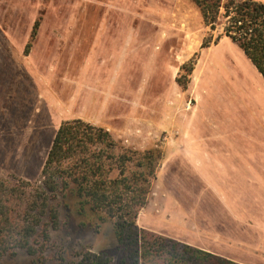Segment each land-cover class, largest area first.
<instances>
[{
    "label": "rangeland",
    "instance_id": "374dc122",
    "mask_svg": "<svg viewBox=\"0 0 264 264\" xmlns=\"http://www.w3.org/2000/svg\"><path fill=\"white\" fill-rule=\"evenodd\" d=\"M181 14L183 18L180 17ZM200 20L199 11L190 0H0V177L22 178L30 182L40 180V170L52 135L63 118H69L67 115L58 116L62 108L54 102L55 91L49 85L55 87L57 77L59 79L65 75L64 67L68 66V60L62 56L66 49L61 47V44L66 42L71 26H77L79 30L84 31L89 25L99 24L91 26L87 33L77 35L92 41V44H98V57L111 54V63L122 64L120 78L115 80L109 91L111 97L108 103L105 106L96 103L98 98L95 94V102L85 105L87 119L103 125H117L119 120L112 121L113 118L118 119L122 115L126 118L130 113L131 118H126L124 123H128L132 128L140 126L146 135V132L156 133L161 127L167 131L165 110L166 101L172 94L170 75L172 74L177 88L175 78L181 65L175 64L171 73L169 68L172 55L161 50L155 52L156 56L161 55V63L155 66L156 70L153 69V61L150 65L154 54L152 35L150 32L139 30L132 34L125 26L130 28L168 24L175 30V41L178 40V31L183 32L184 38L188 39L185 49L188 51H184L189 54L184 58L187 61L195 52H200V44L204 40L211 39L210 44L217 42L219 39L215 38L222 33L221 18L215 24L214 30L206 28ZM102 23L120 25L109 28L102 26ZM184 30L190 31L186 33ZM201 30H205V34L198 42L196 34L199 33L200 36ZM68 40V44L75 42V36L72 41L71 37ZM71 48L72 46L69 47ZM98 57H95V60ZM101 61L100 59L98 63L95 62L94 69L85 68L82 71V82L86 88H89L88 83L91 81L98 87L93 88L94 86L90 85L93 88H89L92 94L109 89L107 76L102 77L100 71ZM253 72H256V69L242 50L229 39L224 38L215 46L201 51L194 70L200 87L199 104L193 120H205L212 125L216 115L224 113L219 116V122L225 123L224 128L217 130L214 125L213 132L219 136L222 134L223 138L237 144V158L223 163L237 167H246L247 164L249 169L254 164V173L264 174V106L260 108V103L264 104V79L258 76L263 82L260 84ZM238 74H243V77L238 78ZM136 85L139 87L138 95H134ZM151 87L156 91H150ZM159 87H165L161 90L162 93L157 91ZM239 88H246V93L241 95ZM218 90L221 94H218ZM57 92L58 95H66L68 89L59 87ZM185 96L187 100V93ZM132 98L138 103L144 99L139 117ZM213 109L217 110L213 112ZM103 110L104 113L101 114ZM100 114L105 121L94 118ZM133 114L137 116L134 119ZM111 136L122 146L138 150L158 146L164 152L163 160L165 158L164 133L145 148L124 144L114 134ZM173 159L174 157L168 155L156 175L146 210L136 220L138 227L154 232L164 229L167 231L164 227L166 214L177 212L174 218H178V222L181 221L179 215L182 212L177 203L193 200L197 196L203 202L212 201L216 198V191L225 189L215 188L213 191V188H199L196 178L189 180V177H184L181 168L173 170ZM239 176H242L240 172ZM213 179L215 177L211 178ZM156 205H159L160 210L157 214L150 215ZM210 207L204 210L212 213L210 215L215 220L217 210L213 206ZM196 218L195 214L191 217L194 220ZM77 222L78 217L74 216L68 230L59 229L52 232L53 242L63 248L61 252L66 264H73L78 260L73 250L76 248L94 253L104 252L110 257L109 264H124L126 255L115 243L110 223L103 224L99 232H94L90 228L77 227ZM0 264L59 262L51 252L42 257H33L19 251L15 256H4Z\"/></svg>",
    "mask_w": 264,
    "mask_h": 264
},
{
    "label": "trees",
    "instance_id": "16d2710c",
    "mask_svg": "<svg viewBox=\"0 0 264 264\" xmlns=\"http://www.w3.org/2000/svg\"><path fill=\"white\" fill-rule=\"evenodd\" d=\"M190 1L209 30L221 18L220 35L237 44L264 78V1ZM210 42L204 40L200 48ZM198 55L195 52L180 66L175 81L182 90ZM162 159L158 146L124 147L103 127L80 118L62 121L51 139L39 182L0 177V260L19 251L33 257L51 252L59 264H66L52 232L68 230L77 216V227L94 232L110 223L112 237L126 255L124 264H242L137 226ZM73 250L78 256L73 264L110 263L104 252Z\"/></svg>",
    "mask_w": 264,
    "mask_h": 264
},
{
    "label": "crops",
    "instance_id": "0c3cea01",
    "mask_svg": "<svg viewBox=\"0 0 264 264\" xmlns=\"http://www.w3.org/2000/svg\"><path fill=\"white\" fill-rule=\"evenodd\" d=\"M180 17L183 18V14H181ZM201 21L202 20H200V22ZM102 24V26H107L109 28L120 25ZM94 25L87 26L84 31L79 30L77 26H71L68 30L69 36L65 39L66 42L61 44V47L66 49L62 53V56L64 59L68 60V66L64 67L66 70L65 75H62L59 79L57 77L58 82L56 81V86L52 88L51 85H49V87L55 91L56 96L53 97L54 102H57L62 108H60L61 110L59 109L58 116L63 117L67 115L69 117H64L63 121L80 118L93 125L103 127L119 138L122 143L133 145L137 148H145V146L153 144L156 137L164 133L165 158L164 160L162 159L163 163L161 160L157 175L164 165L167 156L170 155L174 157L173 170H176L177 167L181 168L184 177H189V180L190 178H196L199 188H213V191L215 188L225 189L216 191V198L212 201L203 202L197 196L193 200H185L181 203H177L180 206V212H182L179 215L181 216V221L178 222V218H174L177 212H170L165 216L166 223L164 227L167 228V231L166 229L156 230L158 231L157 233L166 234L169 237L180 240L191 246L208 250L216 255L229 258L238 263L264 264V179H261V177L264 178V174H255L254 164L253 166L251 165V169H249L247 164L246 167H237V165L233 166L232 164L228 166L223 163V161H231V159L237 158V144L231 143L229 140L223 138L221 133L219 136L215 135L213 132L214 125L217 130L224 128L225 123L219 122V116L224 113L220 115L217 114L213 119L212 125H209L208 122L206 123L205 120L199 122L193 120L199 104L198 87H200V82L197 81L194 74L197 62L185 90H182L177 83V88H175L174 79L172 74L170 75L172 94L166 101L167 108L165 110V117L168 122L167 131H164L162 129L164 127H161L156 133L146 132V136L140 126L132 128L128 123H124L126 118H131L130 113L126 118L125 115H122L118 119L113 118L112 121L119 120L117 125H103L98 121L87 119L88 114L86 113L85 105L95 102V94H97L96 97L98 98L96 103H101L104 106L108 103L111 97L109 91L112 89L115 80L120 78L122 64H120V62L111 63V60H113L110 57L111 54H106L105 57H98V44H92V41L85 40L77 35V33H87V30ZM202 25H204L203 22ZM125 27H128L132 34L137 30L150 32L152 35L151 39L153 40L152 51L154 52L152 60H150V65L153 61V69L161 63V55L156 56V51H167L172 55L169 68L171 73L175 64L181 65L185 62L184 58L189 56V54L186 53L188 50H185L187 49L188 39L184 38L182 35L183 32L178 31V40L175 41V30L168 24ZM192 30H194V27ZM184 31L187 33L190 30ZM200 33V36L199 33L196 34L198 42L200 37L202 38L205 34V30H201ZM74 36L75 42H70L68 44V38L71 37L72 41ZM220 38L219 41L200 48L198 58L201 51L204 49L215 46L224 40V38L229 39L226 36ZM70 46H72L71 49H69ZM53 48L56 49V47ZM57 53L56 50L55 54ZM95 57H98V59L95 60ZM245 57L247 58L246 55ZM100 59L102 60V68L100 71L102 77L104 75L107 76L106 80L109 82V89L105 91L102 90L98 93L94 92L92 94L90 89L96 88V83L91 81V83H88L90 89H87L82 82V71L85 68L87 70L94 69L93 65L95 62L98 63ZM247 59L249 60V58ZM245 63L247 64V61H245ZM90 66H92V68H90ZM252 66L254 67L253 64ZM116 74L117 78H115ZM253 76L260 84L263 83L262 80H260L261 78H259L261 74L257 70L253 72ZM241 77H243V74H238V78ZM90 85L94 87L91 88ZM59 87L61 89L67 88L68 93L66 95H58L57 90ZM135 88L134 95H138V85H136ZM163 89H165V87H159L157 91L162 93L161 90ZM239 89L241 95L246 93V88ZM153 90L156 91L154 87H151L150 91ZM217 92L221 94L219 90ZM186 93L188 95L187 100L185 96ZM141 96L143 97V95ZM217 96L220 97L223 95ZM131 101L133 105L137 107L135 109L139 117L140 111L142 110L141 103L144 102V99H142V102L140 100L139 103L134 98H132ZM62 105L65 108H63ZM262 106H264V104L261 102L260 108ZM216 110L217 109H213V112ZM222 110L223 108L220 109V112H222ZM103 113L104 110L101 114ZM101 114L94 118L105 121ZM136 114H133V119L137 117ZM211 127L213 128L211 129ZM143 137L144 140H142ZM239 172L242 175L241 177H238ZM212 177H215V179L211 180ZM145 206L140 210L137 220L146 210ZM210 206L215 207L217 210L218 215L215 220L210 215L212 213H208L204 210L211 208ZM176 209L177 208H175V210ZM197 209L202 210L197 211ZM158 210H160L159 205L154 206L150 215L157 214ZM194 214L197 217L195 220L191 219Z\"/></svg>",
    "mask_w": 264,
    "mask_h": 264
}]
</instances>
